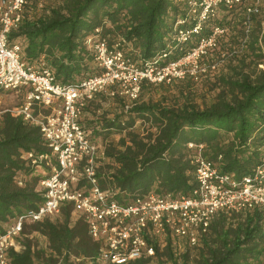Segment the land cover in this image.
Masks as SVG:
<instances>
[{"label": "trees", "instance_id": "obj_1", "mask_svg": "<svg viewBox=\"0 0 264 264\" xmlns=\"http://www.w3.org/2000/svg\"><path fill=\"white\" fill-rule=\"evenodd\" d=\"M192 10L189 0H64L61 6L51 7L36 18L24 12L21 23L9 34L11 40L23 42L25 61L44 63L61 84L74 83L88 73L93 56L85 41L93 35L105 38L110 47L117 44V49L133 62H152L162 53H167V61L179 58L198 37L208 33L212 24L226 23L232 32L222 36L203 60L209 73L218 66L214 54L221 56V63L225 58L231 61L235 56L231 53L250 51L247 58L253 59L249 62L245 61L247 58L241 59L233 67L242 74L238 73L236 79H222L224 88L203 108L185 96L176 106L135 100L120 115L105 120L100 131H126L117 142L104 146L108 163L104 161L99 169L101 185L119 188L129 196L150 190L188 194L195 185V150L188 147L190 142L203 144L202 156L217 161L221 171L233 173L236 178L243 177L259 163L264 139V70L257 68L258 61L264 59V45L263 48L258 45L259 22L255 19L245 27L240 14L231 16L222 12L220 18L208 20L200 34L181 44L174 27L178 19L192 17ZM236 37L245 38L244 48ZM222 39L228 42L226 50L221 45ZM145 85L153 84L143 82L140 93ZM137 118L149 122V127L141 131L133 129ZM28 151L38 154L47 151L39 128L21 117L2 114L0 228L41 201L36 191L39 177L21 157ZM17 172L23 174L22 186L13 180ZM27 226L46 237V249L32 246L29 241L22 242L24 249L8 252V264H35L36 261L39 264H99L98 245L88 236L83 217L72 222L71 207H64L55 220L46 218L25 225L23 236ZM181 243L188 248L182 250ZM190 247L198 250L193 258ZM154 261L157 264H264V213L257 208L241 213L219 212L198 246L168 240L165 247L156 248L155 256L127 264Z\"/></svg>", "mask_w": 264, "mask_h": 264}, {"label": "built area", "instance_id": "obj_2", "mask_svg": "<svg viewBox=\"0 0 264 264\" xmlns=\"http://www.w3.org/2000/svg\"><path fill=\"white\" fill-rule=\"evenodd\" d=\"M32 1L44 0H0V117L5 113L21 117L41 132L47 151L21 154L39 174L36 191L41 201L0 228V264L9 263L10 250L24 249L21 237L25 225L55 220L64 207H71L72 222L84 218L88 236L98 245L99 264H127L153 257L156 248L165 247L168 240L198 246L219 212L257 208L264 213V139L259 163L241 178L221 171L217 161L203 157V144L190 142L188 147L195 150V185L188 194L150 190L129 196L119 188L101 185L104 147L82 124L83 107L99 92L111 89L110 94L132 102L138 99L143 82L170 83L188 76L197 79L208 69L203 62L208 52L229 34V25L212 24L206 35L175 60L165 61L167 53H162L143 63L131 61L117 44L110 47L105 38L90 36L85 46L92 53L96 72L61 84L44 63L25 61L23 42L9 38ZM189 4L194 15L178 19L174 27L181 44L200 34L208 20L228 12L240 14L245 27L258 20V45L263 48L264 0H189ZM257 68L264 70V59L258 61ZM12 95L19 104L4 107ZM22 175L17 172L13 179L19 186L23 185Z\"/></svg>", "mask_w": 264, "mask_h": 264}, {"label": "rangeland", "instance_id": "obj_3", "mask_svg": "<svg viewBox=\"0 0 264 264\" xmlns=\"http://www.w3.org/2000/svg\"><path fill=\"white\" fill-rule=\"evenodd\" d=\"M63 1L64 0H44L43 2H35L31 4L30 7L25 8V13L30 18H36L45 14L51 7L61 6L63 4ZM234 25V27H236V24ZM230 31L232 32V28H230ZM235 39L240 43V47H245L243 45V43L246 41L244 38L236 37ZM228 41L230 42V38H228ZM221 43L225 50L228 49V42H224L222 39ZM233 43L235 45V42ZM224 49L222 51H225ZM245 52L246 54L250 53L248 49ZM234 54L235 56L231 58V61H228V58H225V60H223L221 63H219V60H221V56H219V54H214L213 59H215V63H217L218 66L217 68L215 67V71L211 70V73L214 72L212 75L211 73H209V71H206L205 73H199L197 79L188 76L182 80H175L170 83H163L159 85H145L137 99V102H153L162 105L176 106L183 101V96H185L199 108H203L204 106L211 104V102L216 99L218 92L224 88L223 82L221 81L222 79H236L238 77V73L242 74L240 70H235L233 69V67L239 64V60L247 58V55L245 53L241 54L238 52L231 53L230 55ZM251 59H253V57H248L246 60H244L246 62H249V60ZM228 62H230L231 64H228ZM94 72H96V69L92 63L88 74ZM110 91L111 89L107 90L106 92L97 93L93 97V99L86 103V105L83 107L84 109L82 123L85 128L89 130L90 133H92L91 136L96 139L98 143L102 144L103 147L110 142H117L126 131H118L112 129L109 130V132H102L100 131V129L103 122L105 120L115 118V116L117 115H120L124 111V109L129 108L132 103L129 100H125L121 95L117 93H115V95L110 94ZM5 101L6 102H4V107H13L18 105L20 100L12 95L9 96ZM124 119L127 118L125 117ZM147 127H149V122L144 121L143 118H137L134 123L133 129L141 131L142 128ZM96 131L99 133H96ZM106 163H108V161H106ZM36 173L37 172H34L35 175H37ZM29 178L30 176H27V180H29ZM25 231V235H22L21 237V242L29 241L32 246L39 248L42 247L46 249L48 243L44 235L38 232L31 231L29 226L25 228ZM181 248L183 250L188 247L185 244L181 243ZM190 248V257L193 258L197 255L198 250L196 248ZM35 264L39 263L36 261ZM152 264L157 263L156 261H154V263Z\"/></svg>", "mask_w": 264, "mask_h": 264}]
</instances>
